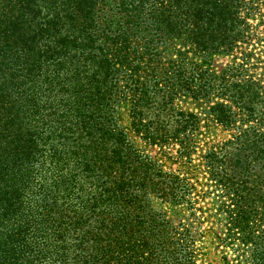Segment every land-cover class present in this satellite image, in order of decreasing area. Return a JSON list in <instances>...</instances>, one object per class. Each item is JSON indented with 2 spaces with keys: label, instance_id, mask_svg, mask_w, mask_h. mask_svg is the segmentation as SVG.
<instances>
[{
  "label": "trees",
  "instance_id": "16d2710c",
  "mask_svg": "<svg viewBox=\"0 0 264 264\" xmlns=\"http://www.w3.org/2000/svg\"><path fill=\"white\" fill-rule=\"evenodd\" d=\"M262 57L264 0H0V264H264Z\"/></svg>",
  "mask_w": 264,
  "mask_h": 264
},
{
  "label": "rangeland",
  "instance_id": "374dc122",
  "mask_svg": "<svg viewBox=\"0 0 264 264\" xmlns=\"http://www.w3.org/2000/svg\"><path fill=\"white\" fill-rule=\"evenodd\" d=\"M261 59L263 60L264 57H262ZM216 132H217V130H216ZM218 135H219V133H218ZM153 205L157 211L164 213L169 218L181 217L182 215L188 214V212L182 206H176L173 204L161 202L158 199L153 200ZM209 205H210V201H209V204L207 206L208 211L206 209L207 212H209V210H210ZM208 222L210 225L214 226V222H216V220L214 218H211L210 221H208ZM212 253H210L209 260H215V257L212 256Z\"/></svg>",
  "mask_w": 264,
  "mask_h": 264
}]
</instances>
